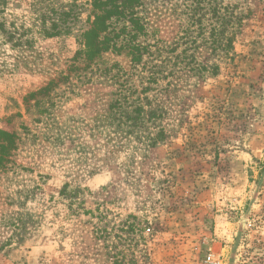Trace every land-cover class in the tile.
<instances>
[{
  "label": "rangeland",
  "instance_id": "1",
  "mask_svg": "<svg viewBox=\"0 0 264 264\" xmlns=\"http://www.w3.org/2000/svg\"><path fill=\"white\" fill-rule=\"evenodd\" d=\"M132 10L0 0V264H264V0Z\"/></svg>",
  "mask_w": 264,
  "mask_h": 264
},
{
  "label": "trees",
  "instance_id": "2",
  "mask_svg": "<svg viewBox=\"0 0 264 264\" xmlns=\"http://www.w3.org/2000/svg\"><path fill=\"white\" fill-rule=\"evenodd\" d=\"M135 1L138 0H121L120 3L117 4L118 0H92L93 9L98 12L95 15L92 28L86 35L89 36L88 43L85 41L84 45L87 56H92L100 50L99 46L94 42V39L99 37V31L103 32L107 29L106 20L109 19L112 14L122 15L124 12H129L131 19L134 18L132 8ZM132 21H134V19H132ZM226 25H228V23H226ZM224 38L225 43L223 47L228 50L231 46L232 38L228 35L224 36Z\"/></svg>",
  "mask_w": 264,
  "mask_h": 264
},
{
  "label": "built area",
  "instance_id": "3",
  "mask_svg": "<svg viewBox=\"0 0 264 264\" xmlns=\"http://www.w3.org/2000/svg\"><path fill=\"white\" fill-rule=\"evenodd\" d=\"M207 261L210 262L211 264H217L214 260L211 259V257H208Z\"/></svg>",
  "mask_w": 264,
  "mask_h": 264
}]
</instances>
